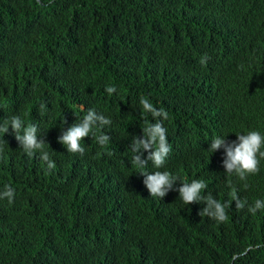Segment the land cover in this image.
<instances>
[{
    "label": "trees",
    "instance_id": "trees-1",
    "mask_svg": "<svg viewBox=\"0 0 264 264\" xmlns=\"http://www.w3.org/2000/svg\"><path fill=\"white\" fill-rule=\"evenodd\" d=\"M40 1L0 0V124L36 125L56 167L0 133V192L16 191L0 200V264H264V210H238L233 196L264 200V159L242 181L225 173L223 149L208 152L217 136L264 135V0ZM141 96L169 113L172 151L153 172L203 180L202 194L230 204L226 222L201 217L202 202L143 192L116 132L155 123ZM88 109L112 120L97 132L111 139L68 153L61 125Z\"/></svg>",
    "mask_w": 264,
    "mask_h": 264
},
{
    "label": "clouds",
    "instance_id": "clouds-1",
    "mask_svg": "<svg viewBox=\"0 0 264 264\" xmlns=\"http://www.w3.org/2000/svg\"><path fill=\"white\" fill-rule=\"evenodd\" d=\"M208 57L205 55L201 58L200 63L206 64ZM106 92L109 95L117 92L114 86H106ZM140 105L142 107V116L150 114L155 123H150L145 119V126L135 131H117L119 142H126L125 158L129 159L134 167L140 170V175L144 177L142 183L143 192L156 202H169L171 200H181L186 205L195 203H203L205 208L199 213L201 217H209L213 223L226 222L228 219L226 209L230 204L219 202L216 196L211 193L202 194L208 185L203 180H193L181 177V170L176 169L174 173L169 169L167 171H155L164 168L166 160L170 158L172 151L170 139L167 129L164 127L163 121L169 119V113L164 108H156L148 97H140ZM41 111L45 106L41 104ZM64 124L67 121L64 120ZM112 120L106 118L103 114H98L95 109H88L82 119L64 130L61 125V134L58 136V143L62 144L68 153L85 154V148L82 141L87 137H91L101 147L106 146L110 139V129L104 130L101 134H97L98 130H102L105 126H110ZM9 129L15 133V139L19 148L23 150L29 157L40 154L42 162L46 163L49 171L55 169L56 165L45 151L44 137L38 136V127L34 124H28L25 127L24 120L19 115H14L10 119H6L0 124V133L5 135L9 133ZM143 132V134H142ZM237 141L228 143L226 138L214 137L210 144L208 152L215 153L223 149L225 157L223 159V168L226 174L235 175L240 180H247L249 176H253L260 171V161L264 159V135L259 131L252 130L247 134H236ZM6 143V141H5ZM49 145V144H48ZM50 146V145H49ZM3 151V149H0ZM192 180V179H191ZM16 191L10 185L6 184L4 190L0 192V200L6 199L9 205L14 203ZM236 209L247 208L248 212L255 215L258 210H264V200L257 199L253 205L247 204V200H241L233 191ZM212 219V220H211ZM233 258L231 264H235L237 258Z\"/></svg>",
    "mask_w": 264,
    "mask_h": 264
},
{
    "label": "rangeland",
    "instance_id": "rangeland-1",
    "mask_svg": "<svg viewBox=\"0 0 264 264\" xmlns=\"http://www.w3.org/2000/svg\"><path fill=\"white\" fill-rule=\"evenodd\" d=\"M238 197L240 198V199H242V200H247V196L243 193V194H240V195H238ZM247 204H248V202H247Z\"/></svg>",
    "mask_w": 264,
    "mask_h": 264
},
{
    "label": "water",
    "instance_id": "water-1",
    "mask_svg": "<svg viewBox=\"0 0 264 264\" xmlns=\"http://www.w3.org/2000/svg\"><path fill=\"white\" fill-rule=\"evenodd\" d=\"M40 3H42L40 0H38Z\"/></svg>",
    "mask_w": 264,
    "mask_h": 264
},
{
    "label": "bare ground",
    "instance_id": "bare-ground-1",
    "mask_svg": "<svg viewBox=\"0 0 264 264\" xmlns=\"http://www.w3.org/2000/svg\"><path fill=\"white\" fill-rule=\"evenodd\" d=\"M138 124V123H137ZM141 125H142V123H141ZM134 126V125H133ZM132 128V127H131Z\"/></svg>",
    "mask_w": 264,
    "mask_h": 264
}]
</instances>
